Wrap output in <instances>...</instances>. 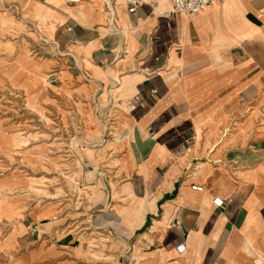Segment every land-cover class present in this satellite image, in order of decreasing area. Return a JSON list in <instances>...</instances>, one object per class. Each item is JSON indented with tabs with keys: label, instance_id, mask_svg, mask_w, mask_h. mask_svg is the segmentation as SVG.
Masks as SVG:
<instances>
[{
	"label": "crops",
	"instance_id": "1",
	"mask_svg": "<svg viewBox=\"0 0 264 264\" xmlns=\"http://www.w3.org/2000/svg\"><path fill=\"white\" fill-rule=\"evenodd\" d=\"M10 1L55 28L63 77L105 72L108 83L79 90L119 94L101 105L119 132L98 164L106 206L128 203L114 211L126 230L119 264L264 259V0L171 18V0L132 13L125 0Z\"/></svg>",
	"mask_w": 264,
	"mask_h": 264
},
{
	"label": "rangeland",
	"instance_id": "2",
	"mask_svg": "<svg viewBox=\"0 0 264 264\" xmlns=\"http://www.w3.org/2000/svg\"><path fill=\"white\" fill-rule=\"evenodd\" d=\"M54 30L0 0V264H119L126 230L114 211L128 203L106 206L112 189L98 166L119 132L101 105L119 94L79 90L108 83L105 72L63 77Z\"/></svg>",
	"mask_w": 264,
	"mask_h": 264
},
{
	"label": "built area",
	"instance_id": "3",
	"mask_svg": "<svg viewBox=\"0 0 264 264\" xmlns=\"http://www.w3.org/2000/svg\"><path fill=\"white\" fill-rule=\"evenodd\" d=\"M224 0H172V9L163 13L166 18H171L173 14L195 15L199 13L205 7H209L215 3H221ZM142 0H125V5L129 12H135L137 8L142 4ZM195 189L202 191L201 186H194ZM149 198H151L149 196ZM214 202L223 207L224 202L220 199H215ZM178 246L177 248H179ZM255 264H264V259L257 257L254 260Z\"/></svg>",
	"mask_w": 264,
	"mask_h": 264
},
{
	"label": "bare ground",
	"instance_id": "4",
	"mask_svg": "<svg viewBox=\"0 0 264 264\" xmlns=\"http://www.w3.org/2000/svg\"><path fill=\"white\" fill-rule=\"evenodd\" d=\"M171 2H172V0H171ZM74 184H77V183L75 182ZM148 198H149V197H148Z\"/></svg>",
	"mask_w": 264,
	"mask_h": 264
}]
</instances>
